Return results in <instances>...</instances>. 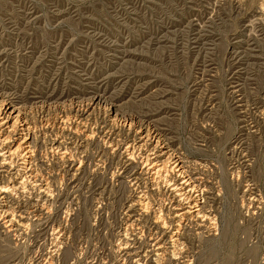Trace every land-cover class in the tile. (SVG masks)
Returning a JSON list of instances; mask_svg holds the SVG:
<instances>
[{
    "label": "rangeland",
    "instance_id": "rangeland-1",
    "mask_svg": "<svg viewBox=\"0 0 264 264\" xmlns=\"http://www.w3.org/2000/svg\"><path fill=\"white\" fill-rule=\"evenodd\" d=\"M0 96L31 123L38 179L0 201V264H264V0H0ZM141 127L210 217L178 222L137 149L125 163Z\"/></svg>",
    "mask_w": 264,
    "mask_h": 264
},
{
    "label": "bare ground",
    "instance_id": "bare-ground-1",
    "mask_svg": "<svg viewBox=\"0 0 264 264\" xmlns=\"http://www.w3.org/2000/svg\"><path fill=\"white\" fill-rule=\"evenodd\" d=\"M4 98H0V201H4L5 199H7V197H9L13 191L17 192V191H20V189L24 190V188L27 187L26 184L28 185V183H26L28 178L31 177V178L35 179L32 181L35 183H37L36 181L38 180L37 174L32 175L33 174L32 169L34 168V167L32 168V162H33L32 159L34 156V150H35L34 147L36 145L34 146V141H35L34 136L35 135L33 134L34 131L32 130L31 123L26 118V116L23 114L24 110H23V112L21 111L20 106H18L16 103H14V101L4 99ZM101 99L102 98L99 95L98 96L95 95L94 97H92L90 99V101L84 107H81L80 105H78L79 108L76 107V108H78L77 109L78 111H76V114L80 113L82 116L85 114H88V113L90 114L89 110L91 108H93V106L101 103ZM80 114H78V115H80ZM89 114L86 116H89ZM118 118L115 115L112 117V119H111L112 122L110 124L111 129L108 132L106 131L107 134H106V132H105V134H103V137L105 135V138L107 139V141L110 142V145L113 142L112 135L114 134L112 128L114 127L113 125H115V122L118 120ZM123 121H130V119H125ZM62 122L63 123L66 122L65 118H63ZM79 122H81V121H79ZM82 124H83V122H82ZM85 131H86V129L84 130V132L81 131V134H78L80 132V130L74 129V134H75L74 136L75 137L79 136V138L82 137L85 140L92 139L93 138L92 134L95 132H93L92 134L91 133L88 134V133H86L87 131L86 132ZM155 132L153 131V128H149V127H148V129H144L141 127L137 130L136 135L133 137L132 143L128 146L130 149L127 148L128 150H126L128 152H126L127 157H126L125 163L129 162L131 164V162L134 161V158L136 157V150L135 149H137L138 154H139L138 156L143 162V168L141 167V169L143 172H145V174H147V178L150 179L152 181V183L154 182L153 184L163 183L162 187L167 188V191H169L171 194H174V196H175L174 198L177 199V204L176 205L174 204L175 207L173 206L175 211H176V214L173 216L175 217V219L177 218L176 220L178 222H180V220H182L181 218L186 217V216H192V215H195L194 217H197V216L202 217V219H204V217L205 218L210 217V216L205 215V213H206L205 212L206 211L205 203L206 202L202 201V199L205 197L206 193L203 192V189L201 188L200 184L196 183L197 177L194 178L193 173H191L187 169L188 167L186 166L187 164H186L184 158L178 152H175V150L170 148V145L158 135L159 134L158 132L157 133H155ZM72 133H73V131H72ZM103 137H102V139H103ZM79 138L77 137L76 139H79ZM58 141H59L58 139H55L54 143H52L53 144L52 146H54V148L57 150H62L63 149L62 146L64 143L61 141L63 143L62 144L61 142H58ZM116 145H117V143H116ZM59 152H61V151H59ZM62 153L65 155L69 154L70 153L69 148L64 146V151H62ZM130 164H129V166H130ZM33 166H35V165H33ZM28 173H29L30 177L27 178L25 174H28ZM194 173H195V171H194ZM133 174L135 175L136 172ZM23 176H25L26 178ZM21 178H22V180H21ZM3 179H5V180H3ZM134 180L136 181L137 178H135ZM179 180H181V181H179ZM36 185H38V184H36ZM40 187H41V191H44V192L48 191L47 187H45L43 189H42V187H43L42 185ZM155 187H156V185H155ZM23 190H22V192H23ZM195 192H198V193L196 194ZM194 193H195V195H194ZM16 195H17V193H16ZM171 197H172V195H171ZM139 198H141V197H139ZM169 200L171 201V199H169ZM184 201H186V202H184ZM173 202H175V200ZM133 205H135V204H133ZM140 205H141V203H140ZM142 205H143V203H142ZM144 205H146V204H144ZM171 205H173V204H171ZM128 210H130V209H128ZM1 211H2L1 216L4 220V222L5 223L9 222L10 223L9 225L14 224V222L17 219H16V215L12 213L13 211L10 212V210H7V209L1 210ZM207 215H209V214H207ZM18 216H19L18 218H22L20 215H18ZM161 220H158V218H157V221L155 223H161V222H159ZM177 225L179 228L180 223H177ZM13 226H15V225H13ZM20 226H21V224H20ZM161 227H159V228H161ZM164 227H166V226L164 225ZM163 233H164V230H163ZM164 236H165V233H164ZM155 237H154V241L156 240ZM177 239H179V238H174L171 240L173 246L175 245V242L177 241ZM168 242L170 243V241H168ZM168 242H164V243L161 242V244H159V245L157 244L158 246L156 248V251H162L161 249L165 246L164 244L168 243ZM155 255L157 256L158 254L155 253ZM157 258H159V257H157Z\"/></svg>",
    "mask_w": 264,
    "mask_h": 264
}]
</instances>
